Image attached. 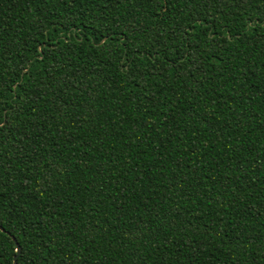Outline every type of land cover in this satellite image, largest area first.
Here are the masks:
<instances>
[{"label":"trees","instance_id":"16d2710c","mask_svg":"<svg viewBox=\"0 0 264 264\" xmlns=\"http://www.w3.org/2000/svg\"><path fill=\"white\" fill-rule=\"evenodd\" d=\"M164 7L169 26L188 28L195 65L186 45L157 54L143 29L126 36L127 4L0 0V111L14 130L35 119L33 107L54 114L27 145L19 130L0 140V158L12 161L0 172V264L15 256L28 264L43 242L38 226L49 245H74L86 264H153L161 235L172 239L167 250L178 264H189L198 245L192 264H237L225 248L239 264H248L245 256L264 264V6L217 0L209 10L168 0ZM140 22L149 27L152 17ZM129 48L136 55L126 64ZM150 65L167 71L150 74ZM38 89L39 102L25 103ZM81 158L91 169L123 161L129 191L140 193L135 203L119 216L97 203L73 171ZM176 175L197 186L188 190Z\"/></svg>","mask_w":264,"mask_h":264},{"label":"snow or ice","instance_id":"6c2138e0","mask_svg":"<svg viewBox=\"0 0 264 264\" xmlns=\"http://www.w3.org/2000/svg\"><path fill=\"white\" fill-rule=\"evenodd\" d=\"M114 2L117 7L121 6L122 4L129 5V14L131 19L127 24H125V27L121 29V31L125 33L126 36L129 32L137 33L143 29L141 35H143L145 39L150 40L152 45L159 46L152 48V51L156 52L157 54L159 53L160 48L166 50L168 47L177 43H180L182 47L186 45L185 54L189 57L192 64L195 65V62L199 59V54L198 50L196 53L188 52V49L192 47L188 37V28L181 26H169L167 24L166 18L161 17L159 14L161 6H165L164 11L167 12L166 5L168 0H114ZM192 2L198 7L201 4H205L208 6L209 10H211L212 6L217 2V0H192ZM241 2L258 3L260 6H264V0H241ZM149 8L154 9V11L149 12ZM262 15H264V13H262ZM141 16L152 17V22L149 27H146L140 22ZM169 41L171 42V45L168 43ZM129 52L131 53V59L125 61L126 64L135 60V51L129 48ZM145 65H147V61H145ZM148 67L151 70L150 74H156L159 71H167L166 67L164 69H160L156 65H150ZM140 75H144L143 66L141 67ZM40 95L41 92L38 89L36 92L28 96L27 100H25V103L30 100L31 104H37L40 100ZM43 95L45 99L48 98L47 92H44ZM145 99L151 103L150 97L146 96ZM13 111H16V109H13ZM58 111L62 112L63 109H58ZM32 112L35 119L23 129H15L21 131L23 143L25 145L35 140V137L39 135V130L41 129L42 125L48 121L50 116L54 118L53 113H49L47 111L38 112L34 107L32 108ZM15 130L12 129L9 124L8 113L0 111V140L3 139V134L5 131ZM29 155H32V153H29ZM11 164V159H9V163L6 165L3 159L0 158V172L4 171L5 169L10 170ZM112 164L115 165V167L108 165V163L105 161L100 163L99 168L91 169L89 168L88 161L81 158L78 162V170L74 168L73 171H77L78 176L84 177L81 183L85 191H87L89 187L92 186V190L96 194L97 203H107L108 207L113 210V213L119 216L122 212L127 211V202L132 201L135 203L133 197H138L140 193L135 188H133L132 191H129V181L124 179V162L120 161L119 164H117V162L114 160L112 161ZM176 167L179 172H183L185 167L184 161L178 160L176 162ZM85 169L93 172L91 180H89L87 176H84ZM174 179L178 184L181 181L187 184L188 190H191L193 187L197 186L194 179H189L182 175H176ZM0 191H2V189H0ZM49 216H51V213ZM33 224H35V221H33ZM224 228L229 229L230 231H235V226L231 222L224 224ZM33 231L41 233L39 239L43 242L37 243L36 248L31 252V259L29 260L28 264H42L43 260H47L48 264H86L88 257L81 256L71 251V248L74 247V245L67 248L57 245L55 248H53L51 245H49L42 227L38 226L33 229ZM236 235L239 236L240 233L237 231ZM158 239L160 242L153 250V254L155 256L153 264H178V253L167 250L168 246L172 244V239L164 235H161L158 237ZM194 239H199V237H195ZM193 242V240H189V246H191ZM179 247L183 248L184 245H180ZM197 247H199V245ZM197 247L191 248V256L188 258L189 264H192V261L198 256ZM225 251L237 261V264H239L240 256L233 254L228 248H225ZM17 255L19 256L20 254L17 253ZM240 255L244 254L241 253ZM261 258L264 259V256ZM245 259L247 260L248 264H256L255 256H245Z\"/></svg>","mask_w":264,"mask_h":264},{"label":"water","instance_id":"95a60500","mask_svg":"<svg viewBox=\"0 0 264 264\" xmlns=\"http://www.w3.org/2000/svg\"><path fill=\"white\" fill-rule=\"evenodd\" d=\"M0 230L3 231V228H2L1 226H0ZM13 240L15 241L14 238H13ZM16 244H17V243H16ZM16 251H17V253H19V251H20V247H19V246L17 247ZM14 264H17V263H16V256H15V258H14Z\"/></svg>","mask_w":264,"mask_h":264}]
</instances>
